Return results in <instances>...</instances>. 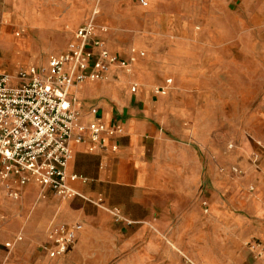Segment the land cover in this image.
<instances>
[{
    "label": "crops",
    "instance_id": "1",
    "mask_svg": "<svg viewBox=\"0 0 264 264\" xmlns=\"http://www.w3.org/2000/svg\"><path fill=\"white\" fill-rule=\"evenodd\" d=\"M147 2L0 0L1 73L47 65L91 18L133 59L76 90L85 122L121 130L94 152L72 145L80 196L32 182L18 201L0 181V264H264L247 246L264 245V0ZM61 223L83 229L52 259Z\"/></svg>",
    "mask_w": 264,
    "mask_h": 264
},
{
    "label": "built area",
    "instance_id": "2",
    "mask_svg": "<svg viewBox=\"0 0 264 264\" xmlns=\"http://www.w3.org/2000/svg\"><path fill=\"white\" fill-rule=\"evenodd\" d=\"M138 1L148 6L147 0ZM132 61L107 50L96 38V24L91 18L76 31L67 49L52 55L47 65L23 69L14 75L0 72V181L9 198L19 201L21 194L15 187L32 182L52 189L61 199L80 196L70 182L83 178L68 174L72 145L90 142V152H94L104 148L107 139L121 130L85 122L76 90L87 81L107 80L114 68L127 69ZM154 92L163 95L166 90L158 88ZM90 114L96 115L97 109ZM112 149L116 151L117 145ZM233 171L242 173L237 168ZM82 229L80 223L52 225L46 245L49 256H65ZM13 246V242L6 244L7 248ZM247 246L264 261L261 242L254 240Z\"/></svg>",
    "mask_w": 264,
    "mask_h": 264
},
{
    "label": "rangeland",
    "instance_id": "3",
    "mask_svg": "<svg viewBox=\"0 0 264 264\" xmlns=\"http://www.w3.org/2000/svg\"><path fill=\"white\" fill-rule=\"evenodd\" d=\"M261 42H262V58H263V64L261 66V70H262V76L264 77V25H263V31L261 33ZM254 51H256V50L255 49H252V50L247 49V55H248V53H250V52L252 53ZM32 65L33 64H23V63L21 65H15V66H13V73H11V70L8 67H3V68H5L7 72H9L7 74L14 75V74H17L20 70L26 69ZM245 68L247 70H251L253 72L257 68V66L247 64L245 66ZM262 104H264V90H263V95H262ZM13 248H14V246L12 248H7V249L11 250Z\"/></svg>",
    "mask_w": 264,
    "mask_h": 264
}]
</instances>
